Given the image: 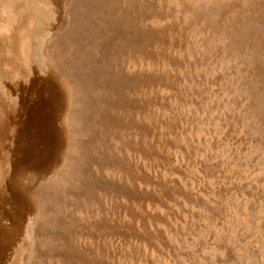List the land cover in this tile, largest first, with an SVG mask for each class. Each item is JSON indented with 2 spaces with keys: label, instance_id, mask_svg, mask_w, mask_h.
I'll use <instances>...</instances> for the list:
<instances>
[{
  "label": "rangeland",
  "instance_id": "1",
  "mask_svg": "<svg viewBox=\"0 0 264 264\" xmlns=\"http://www.w3.org/2000/svg\"><path fill=\"white\" fill-rule=\"evenodd\" d=\"M0 264H264V0H0Z\"/></svg>",
  "mask_w": 264,
  "mask_h": 264
},
{
  "label": "bare ground",
  "instance_id": "2",
  "mask_svg": "<svg viewBox=\"0 0 264 264\" xmlns=\"http://www.w3.org/2000/svg\"><path fill=\"white\" fill-rule=\"evenodd\" d=\"M24 21V20H23ZM20 24V23H19ZM20 26V25H19Z\"/></svg>",
  "mask_w": 264,
  "mask_h": 264
}]
</instances>
